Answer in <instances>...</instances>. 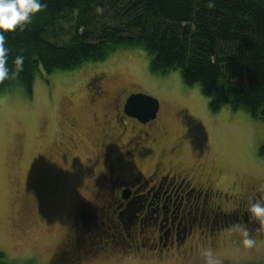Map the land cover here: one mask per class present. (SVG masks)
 Wrapping results in <instances>:
<instances>
[{"label":"rangeland","instance_id":"obj_1","mask_svg":"<svg viewBox=\"0 0 264 264\" xmlns=\"http://www.w3.org/2000/svg\"><path fill=\"white\" fill-rule=\"evenodd\" d=\"M100 73L105 99L93 104L85 94L79 100L80 87L88 91L90 78ZM121 91L144 93L160 102L159 143L149 144L139 155L147 163L148 156L170 161L179 172L188 169L195 180H214L224 194L245 190L249 195L251 184L264 185V119H252L243 110L229 107L213 112L200 87L186 84L180 70L151 73L145 51H119L105 61L53 75L40 71L31 96L18 90L0 97V252L9 261L50 264L63 240L70 238L71 210L98 197L102 189L98 174L82 169L84 155L88 151L91 155L89 147L97 136L91 113L96 109L100 115L104 103ZM65 118L74 127L65 125ZM70 130H75L83 148L72 147ZM85 131H90V138ZM161 148L167 149V156ZM60 155L66 161L57 167ZM125 215L129 222L132 214ZM104 223L102 236L91 238L89 256L83 252L81 264H205L204 249L217 259H227L221 264L264 263V239L258 247L241 246L243 236L238 230L226 232L223 238L228 240L219 248L187 247L181 255L168 258L146 250L122 251L119 237L105 231V219Z\"/></svg>","mask_w":264,"mask_h":264},{"label":"trees","instance_id":"obj_2","mask_svg":"<svg viewBox=\"0 0 264 264\" xmlns=\"http://www.w3.org/2000/svg\"><path fill=\"white\" fill-rule=\"evenodd\" d=\"M45 2L47 7L24 31L6 33L7 67L15 71L16 57L22 56L23 70L0 82V97L18 90L31 96L40 71L49 75L73 71L119 51L140 49L149 57L151 73L180 70L186 84L200 87L213 112L229 107L264 119V0H212V7L209 0ZM98 6L103 8L101 14L96 12ZM80 93L79 100L86 94L92 103L86 87L81 86ZM64 124L70 120L65 118ZM74 131L68 138L78 150L84 144L76 141ZM89 133L84 132L88 138ZM261 148L264 151V145ZM100 212L116 218L111 208ZM80 236L64 239L50 264H81ZM120 242L122 251H127L126 243ZM91 246L92 241L87 247ZM0 264L17 263L0 252Z\"/></svg>","mask_w":264,"mask_h":264},{"label":"flooded vegetation","instance_id":"obj_3","mask_svg":"<svg viewBox=\"0 0 264 264\" xmlns=\"http://www.w3.org/2000/svg\"><path fill=\"white\" fill-rule=\"evenodd\" d=\"M88 84L90 102L96 104L99 99H105L107 90L102 73L94 74ZM132 93L121 91L104 103L100 115L96 109L91 113L97 123V136L92 138L94 142L89 147V150L92 148L91 155L89 151L84 155L82 169L98 174L97 181L102 189L98 197L89 201L90 205H78L71 210L74 217L70 238L83 233L78 242L81 244L87 238L82 243V251L87 254L91 238L102 236L105 219V231H112L119 241L126 243V250L133 253L146 250L170 258L181 255L187 247L193 249L213 244V248H219L228 240L223 238L226 232L238 230L239 233L241 228H247L255 240L253 247L260 246L264 227L255 218L250 219L247 211L250 202L264 200L260 185L251 184L249 195L245 190L239 195L238 191L224 194L215 186L214 180H195L188 169L179 172L170 161L151 156H148V163L141 159L140 153L149 144L156 146L159 143L161 128L157 120L160 110L157 117L147 123L128 116L125 103ZM70 125L74 127L71 122ZM175 149L179 151V143ZM166 151V148L160 149L163 155ZM63 160L65 157L60 155L57 167ZM49 163L55 166L52 160ZM226 204L230 205L229 209L222 211ZM106 208H112L116 220L101 217L100 210ZM129 212L132 218L128 217V222L125 214Z\"/></svg>","mask_w":264,"mask_h":264},{"label":"clouds","instance_id":"obj_4","mask_svg":"<svg viewBox=\"0 0 264 264\" xmlns=\"http://www.w3.org/2000/svg\"><path fill=\"white\" fill-rule=\"evenodd\" d=\"M212 0H209V7H212ZM47 7L45 0H0V82L5 79L15 78L23 70V57H16V69L10 71L7 67L8 49L5 47L6 33L12 31H24L32 23L35 14ZM97 14L103 12L102 7H97ZM259 191L264 193V185L260 186ZM250 219L255 218L264 227V200L250 202L247 208ZM243 236V244L246 247H253L255 240L249 235L247 228L240 229ZM205 264H221V261L212 256L207 249L202 250Z\"/></svg>","mask_w":264,"mask_h":264},{"label":"water","instance_id":"obj_5","mask_svg":"<svg viewBox=\"0 0 264 264\" xmlns=\"http://www.w3.org/2000/svg\"><path fill=\"white\" fill-rule=\"evenodd\" d=\"M159 109L160 102L158 99L139 92L132 93L125 103V113L143 123L154 120L157 117Z\"/></svg>","mask_w":264,"mask_h":264}]
</instances>
